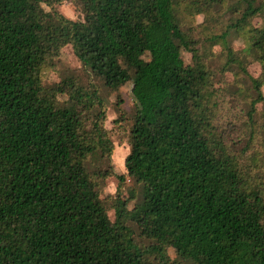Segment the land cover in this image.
I'll use <instances>...</instances> for the list:
<instances>
[{
    "label": "trees",
    "instance_id": "1",
    "mask_svg": "<svg viewBox=\"0 0 264 264\" xmlns=\"http://www.w3.org/2000/svg\"><path fill=\"white\" fill-rule=\"evenodd\" d=\"M63 1L0 0V264H264V0H70L76 21ZM183 2L224 31L195 34ZM65 46L132 83L126 175L99 87L44 83Z\"/></svg>",
    "mask_w": 264,
    "mask_h": 264
},
{
    "label": "rangeland",
    "instance_id": "2",
    "mask_svg": "<svg viewBox=\"0 0 264 264\" xmlns=\"http://www.w3.org/2000/svg\"><path fill=\"white\" fill-rule=\"evenodd\" d=\"M188 2H183L178 11L186 23V25L194 30L197 34L201 32L203 36H217L224 31V25L226 24L227 17L224 16V12L221 8L208 10L203 16L196 15L191 9ZM226 7V6H225ZM57 10L66 18L76 21L81 20L82 16L78 9L73 5L70 0H65L57 7ZM251 26L258 28L261 26V21L256 19L251 22ZM249 28H246L240 32L241 38H245L248 34ZM243 46L242 41H234V49L240 50ZM219 47H215L214 51H218ZM182 59L185 64L191 63L190 54L183 52ZM248 73L257 78L260 75V66L257 63L252 62L248 68ZM77 76L83 81H86L89 77L83 70L81 63L73 54L70 46H65L61 49L60 56L56 63L55 71L44 73V83H56L64 76ZM228 79L232 80L230 75ZM100 89L101 96L107 105V117L104 122V127L111 130V137L114 143L113 152L111 156V164L116 174L126 175L124 168V159L129 153V147L127 144V136L129 129L132 125V117L134 113V99L132 96V83L129 81L124 84L117 91H110L103 87L102 82L95 78L89 77ZM264 92V88H263ZM114 120H118L119 123L113 124ZM129 180V179H128ZM127 180V187L131 186V182ZM104 189L105 194L114 195L116 191L117 182L114 177L109 178ZM125 190H123V196L126 197ZM104 197V196H102ZM108 216L111 220L114 219L113 211L109 210ZM170 256L173 257V252L170 251Z\"/></svg>",
    "mask_w": 264,
    "mask_h": 264
}]
</instances>
